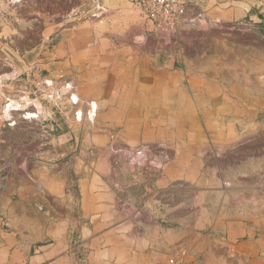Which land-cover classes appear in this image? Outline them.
Returning <instances> with one entry per match:
<instances>
[{
    "label": "crops",
    "instance_id": "1",
    "mask_svg": "<svg viewBox=\"0 0 264 264\" xmlns=\"http://www.w3.org/2000/svg\"><path fill=\"white\" fill-rule=\"evenodd\" d=\"M192 2L198 23L171 44L132 0L2 28L22 107L0 130L36 129L0 137V264H264V49L230 42L222 60L215 42L245 26L264 45V0Z\"/></svg>",
    "mask_w": 264,
    "mask_h": 264
},
{
    "label": "rangeland",
    "instance_id": "2",
    "mask_svg": "<svg viewBox=\"0 0 264 264\" xmlns=\"http://www.w3.org/2000/svg\"><path fill=\"white\" fill-rule=\"evenodd\" d=\"M92 7L93 0H0V31L5 28L4 34L14 36V34H18L28 27L41 31L50 27V30H53V28H58L68 22L70 16L76 20L95 19L97 16L92 14ZM202 30H208V27H204ZM222 32L236 33V35H230L229 38L228 34H224L225 36L220 41L215 39L216 46L221 47L220 57L222 60L229 57V47L232 45L230 42L237 43L243 49L246 43H248V47L253 46L260 52L264 49L261 40L257 39L255 34H249L251 30L249 31L245 26L241 28L228 26ZM180 39L181 37L177 41H180ZM239 57L245 58L244 55H241V52H238ZM0 66L6 65H1L0 62ZM14 89L15 87H9V77H0V114L3 112L9 114L11 110L9 106L7 107L9 92ZM26 116H33V114L29 115L28 113ZM5 122L6 126L0 130V137H5L11 144L20 146L27 139L32 140L34 138L36 129L34 125L30 124L24 128H18L16 125V129L9 130V122ZM5 142L1 141L0 144Z\"/></svg>",
    "mask_w": 264,
    "mask_h": 264
},
{
    "label": "built area",
    "instance_id": "3",
    "mask_svg": "<svg viewBox=\"0 0 264 264\" xmlns=\"http://www.w3.org/2000/svg\"><path fill=\"white\" fill-rule=\"evenodd\" d=\"M132 5L148 32L165 44L176 42L184 29L198 23L196 18H188L192 0H132ZM183 255L182 251H174L167 264H184Z\"/></svg>",
    "mask_w": 264,
    "mask_h": 264
},
{
    "label": "bare ground",
    "instance_id": "4",
    "mask_svg": "<svg viewBox=\"0 0 264 264\" xmlns=\"http://www.w3.org/2000/svg\"><path fill=\"white\" fill-rule=\"evenodd\" d=\"M27 98V97H26ZM22 99V98H21ZM28 99V98H27ZM26 100V99H25ZM13 101V100H12ZM23 101V100H22ZM9 106V109H12V108H17V107H22V105L20 103H16V102H10L7 104V107ZM29 115H31V113H29Z\"/></svg>",
    "mask_w": 264,
    "mask_h": 264
},
{
    "label": "water",
    "instance_id": "5",
    "mask_svg": "<svg viewBox=\"0 0 264 264\" xmlns=\"http://www.w3.org/2000/svg\"><path fill=\"white\" fill-rule=\"evenodd\" d=\"M204 27L206 28V27H208V25L205 24ZM204 27H203V28H204ZM56 93H57V95H59V92H55V94H56ZM52 94H53V95H51V99H52V100H55V96H56V95L54 96V92H53Z\"/></svg>",
    "mask_w": 264,
    "mask_h": 264
}]
</instances>
